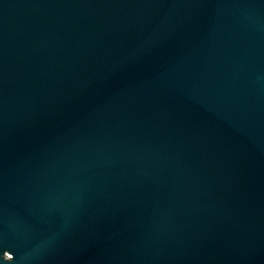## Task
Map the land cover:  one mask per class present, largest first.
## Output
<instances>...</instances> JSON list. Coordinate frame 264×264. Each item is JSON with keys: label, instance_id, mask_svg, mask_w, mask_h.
Segmentation results:
<instances>
[{"label": "water", "instance_id": "obj_1", "mask_svg": "<svg viewBox=\"0 0 264 264\" xmlns=\"http://www.w3.org/2000/svg\"><path fill=\"white\" fill-rule=\"evenodd\" d=\"M0 264H264V0H0Z\"/></svg>", "mask_w": 264, "mask_h": 264}]
</instances>
